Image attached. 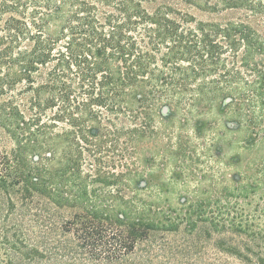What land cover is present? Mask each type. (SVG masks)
<instances>
[{"label":"trees","instance_id":"obj_1","mask_svg":"<svg viewBox=\"0 0 264 264\" xmlns=\"http://www.w3.org/2000/svg\"><path fill=\"white\" fill-rule=\"evenodd\" d=\"M148 1L0 0V192L9 212L19 192L74 208L62 229L85 257L60 264H120L151 231L180 225L253 231L254 216L233 197L264 190V35L242 19L152 11ZM182 1L264 13V0ZM189 123L216 160L238 148L232 185L221 176L218 193L195 195L172 175L153 197V157L139 146L164 137L177 161L196 146L183 134ZM179 184L174 202L167 193ZM13 245L0 264L40 254Z\"/></svg>","mask_w":264,"mask_h":264},{"label":"rangeland","instance_id":"obj_2","mask_svg":"<svg viewBox=\"0 0 264 264\" xmlns=\"http://www.w3.org/2000/svg\"><path fill=\"white\" fill-rule=\"evenodd\" d=\"M162 4L187 10L204 20L242 19L264 35V13L252 15L242 8L211 12L182 0H149L147 7L153 11ZM225 119L228 120L227 117H219V125L222 126ZM207 121H209L207 118H203L202 125L208 126L210 123ZM172 122L178 125L179 117ZM214 131L215 129H212L211 133L209 131L205 133L212 135ZM183 134L188 135L196 146L191 147L187 155L177 161L164 150L165 145L162 141L164 137L146 146L148 148L139 146L141 158L153 157L152 176L159 186L153 191L152 196L166 188L163 180L169 179L172 175H178L183 179L188 193L195 195L218 193L215 181L221 176L226 183L232 185L230 179L233 177L235 167L230 164L229 157L236 153L238 148H225L226 158L216 160L213 156L216 149L210 153L205 152L206 149L201 140H197L191 123L183 129ZM234 134L244 136L243 130ZM116 167L121 169L119 166ZM254 170L255 167H249L248 173L251 174ZM199 179H202V182H199ZM183 188V184H179L167 195L175 202L179 192L184 191ZM205 190L207 194L204 193ZM7 198L0 192V253L12 257L16 253L12 249L13 243L22 242V245L28 246H22L24 251L27 252L31 247H36L40 251L36 258H30L26 264H60L72 257H85L83 254L80 255L77 240L72 232H65L62 229V221L71 215L74 208L59 207L42 195L23 198L22 192H19L13 194L15 207L9 212ZM233 198L239 202L236 205L238 210H244L251 217L254 216L252 221L254 225H249L252 232L237 233L228 230L218 232L206 223H200L195 230L180 225L178 230L151 231L148 238L139 241L135 249L123 258L120 264H263L260 258L264 257V190L249 193L246 198L241 196ZM87 261L83 260L82 264H95Z\"/></svg>","mask_w":264,"mask_h":264},{"label":"water","instance_id":"obj_3","mask_svg":"<svg viewBox=\"0 0 264 264\" xmlns=\"http://www.w3.org/2000/svg\"><path fill=\"white\" fill-rule=\"evenodd\" d=\"M164 111H165V112L167 111V107H164Z\"/></svg>","mask_w":264,"mask_h":264}]
</instances>
